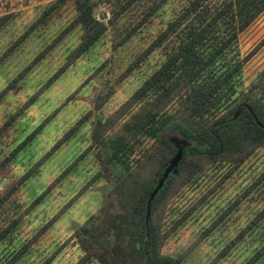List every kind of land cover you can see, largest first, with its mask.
I'll return each instance as SVG.
<instances>
[{"label": "rangeland", "instance_id": "obj_1", "mask_svg": "<svg viewBox=\"0 0 264 264\" xmlns=\"http://www.w3.org/2000/svg\"><path fill=\"white\" fill-rule=\"evenodd\" d=\"M53 1L0 0V19L5 17L0 26V93L9 84L0 95V198L15 186L0 202V232L21 216L16 226L0 237V264L8 262L23 247L27 250L12 264H75L83 255L79 239L88 232L111 249L122 246L127 259L124 264H137L127 246L131 240L126 227L127 209L132 202L131 177L110 157L107 138L124 119L112 122L102 133L98 117L107 121L160 65L164 58L160 48L141 58L140 55L184 0H169L138 25L126 41L113 46L125 28L137 24L149 0L133 7L121 16L117 26L109 25L87 51L20 110L23 102L64 62L83 33V27L76 25L32 64L75 15L74 1L65 0L43 16ZM111 7L110 2L103 1L93 12L105 21ZM27 30V35L14 44ZM239 47L242 55L255 48L242 68L244 84L251 86L264 67V9L240 33ZM24 69L23 75L13 81ZM262 88V85L253 87L248 93L249 100L254 102L260 97L264 110ZM81 118L76 130L46 156ZM175 123L178 126L174 122L166 124L161 133L180 141L183 138L177 127L187 125L180 119ZM152 140L143 137L142 145ZM134 156L135 153L130 154L132 160ZM31 168V174L18 182ZM262 171L264 149L258 148L223 182L216 184L223 172H209L194 187L170 197L161 219L164 231L177 222L183 211L192 205L194 208L185 221L169 232L162 251L181 258L183 264H245L264 231V217L255 220L264 206L261 183L247 191ZM253 220L259 227L253 231L251 227L246 229L227 255L216 259L217 251ZM48 221L51 223L45 227ZM85 264L100 262L91 258ZM253 264H264V258Z\"/></svg>", "mask_w": 264, "mask_h": 264}, {"label": "trees", "instance_id": "obj_2", "mask_svg": "<svg viewBox=\"0 0 264 264\" xmlns=\"http://www.w3.org/2000/svg\"><path fill=\"white\" fill-rule=\"evenodd\" d=\"M64 1L51 2L43 16L49 9H54ZM73 1L74 17L45 50L34 58L32 64L78 24L83 27L79 43L47 80L23 102L20 110L26 108L87 51L109 25L117 26L123 14L147 0ZM103 1L112 4L111 14L105 21L97 18L93 12ZM168 1L149 0V3L142 8V16L137 24L129 26V29L125 28L124 34L122 33L120 38L115 40L113 46L126 41L138 25L157 13ZM263 9L264 0H184L140 55L141 58L148 51L160 48L164 56L160 65L110 114L111 119L102 121L98 117L102 133L111 127L112 122L118 121L121 117L124 119L121 126H118L117 130L107 138L111 147L110 157L131 177L132 202L127 209L126 226L130 231L131 240L127 246L130 254L137 259V264H183L181 258L163 252L162 246L169 232L185 221L187 215L193 211L194 205L183 211L177 222L169 230L164 231L161 219L170 197L174 195L177 197L194 187L209 172L211 174L219 170L223 172L216 184L223 182L256 149H264V110L259 102L260 97H257L258 102H254L249 100L250 93H248L253 87L262 85L264 95V67L251 86L245 85L242 68L255 48L242 55L239 47L240 33ZM4 21L5 17H2L0 26ZM27 33L28 30L14 44L19 43ZM24 71L25 69L13 81L21 77ZM8 87L9 84L2 89L0 95L5 93ZM104 98L98 103L100 104ZM237 111L238 114L234 116ZM178 119L187 125L177 127L180 137L188 139L191 143L186 146L180 143L183 147L182 158L174 171L171 170L167 174L162 186L150 200L147 215L150 194L169 160L177 151V143H179L176 139L166 138L161 131L171 122L178 126V123H175ZM82 120L83 118L79 119L70 127L45 155H50L63 143ZM143 137L153 140L149 144L142 145ZM134 153L132 160L130 154ZM32 169L24 173L18 182L21 183L26 179ZM92 181L91 179L88 184ZM258 183H261V191H264V171L247 187V191L254 185L258 187ZM216 184L198 201H201ZM14 187L11 186L6 190L0 202ZM77 195L78 193L71 201ZM256 216L255 220L264 217V206L258 210ZM20 218L19 215L13 219L0 232V237L13 229ZM255 220L227 245L220 248L216 253V259L226 256L231 247L242 238L246 229L251 227L253 231L259 227ZM50 223L51 221H48L44 226L47 227ZM215 224L216 222L206 231ZM79 245L83 249V255L75 264H85L91 258L98 260L100 264H124L127 260L123 256L122 246L111 249L94 240L89 232L79 239ZM25 250L27 247L20 249L5 264H12ZM259 258H264V231L257 238L254 253L245 264H253Z\"/></svg>", "mask_w": 264, "mask_h": 264}, {"label": "water", "instance_id": "obj_3", "mask_svg": "<svg viewBox=\"0 0 264 264\" xmlns=\"http://www.w3.org/2000/svg\"><path fill=\"white\" fill-rule=\"evenodd\" d=\"M247 106L250 108V106L248 104H247ZM237 114H238V111L234 114V116H236ZM180 143H182L183 145L186 146V145L190 144L191 142L188 139L183 138V139H180L179 143H177V151L172 156V158L169 160L167 166L164 168L162 174L158 178L157 184L155 185L154 189L152 190V192L150 194V197H149L148 202H147V204H148L147 215L149 214V202H150V200L154 197V195L156 194V192L162 186V184L164 182V179L166 178L167 174L171 170L174 171V169L177 166L179 160L182 158V155H183V147L180 146Z\"/></svg>", "mask_w": 264, "mask_h": 264}, {"label": "flooded vegetation", "instance_id": "obj_4", "mask_svg": "<svg viewBox=\"0 0 264 264\" xmlns=\"http://www.w3.org/2000/svg\"><path fill=\"white\" fill-rule=\"evenodd\" d=\"M171 137L173 138V140H175V138H174L173 136H171ZM171 137H170V138H171Z\"/></svg>", "mask_w": 264, "mask_h": 264}]
</instances>
